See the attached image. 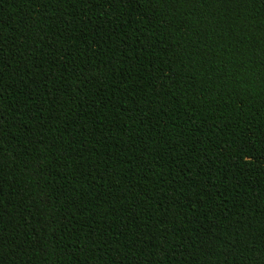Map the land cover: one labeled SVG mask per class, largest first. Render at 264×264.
Returning <instances> with one entry per match:
<instances>
[{
  "label": "trees",
  "instance_id": "obj_1",
  "mask_svg": "<svg viewBox=\"0 0 264 264\" xmlns=\"http://www.w3.org/2000/svg\"><path fill=\"white\" fill-rule=\"evenodd\" d=\"M0 264H264V0H0Z\"/></svg>",
  "mask_w": 264,
  "mask_h": 264
}]
</instances>
